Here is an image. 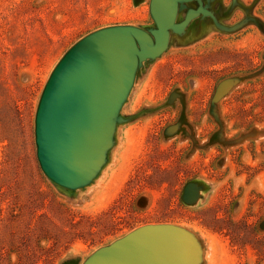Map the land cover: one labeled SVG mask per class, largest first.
<instances>
[{
	"label": "rangeland",
	"instance_id": "obj_1",
	"mask_svg": "<svg viewBox=\"0 0 264 264\" xmlns=\"http://www.w3.org/2000/svg\"><path fill=\"white\" fill-rule=\"evenodd\" d=\"M150 1L0 0V264H84L164 223L194 235L198 264H264V0H213L210 18L171 31L137 70L92 183L65 189L41 168L36 114L54 69L99 29L153 27Z\"/></svg>",
	"mask_w": 264,
	"mask_h": 264
},
{
	"label": "water",
	"instance_id": "obj_2",
	"mask_svg": "<svg viewBox=\"0 0 264 264\" xmlns=\"http://www.w3.org/2000/svg\"><path fill=\"white\" fill-rule=\"evenodd\" d=\"M185 1L151 0L153 27L99 29L60 60L42 94L35 128L41 168L56 185L76 190L98 176L137 70L144 61L161 55L171 31L182 32L192 18L188 13L177 22V5ZM233 83L224 80L216 98ZM203 186L200 179L188 182L183 199L194 201ZM198 256L190 231L174 224H148L98 249L84 264H198Z\"/></svg>",
	"mask_w": 264,
	"mask_h": 264
},
{
	"label": "flooded vegetation",
	"instance_id": "obj_3",
	"mask_svg": "<svg viewBox=\"0 0 264 264\" xmlns=\"http://www.w3.org/2000/svg\"><path fill=\"white\" fill-rule=\"evenodd\" d=\"M212 1L213 0H188L185 2H180L177 5V13L181 12L186 6L188 7L186 16L189 13L192 15V18L195 17L194 19L210 18L213 15L212 10H211ZM158 169L160 170V167H158ZM143 177L145 178V176Z\"/></svg>",
	"mask_w": 264,
	"mask_h": 264
}]
</instances>
